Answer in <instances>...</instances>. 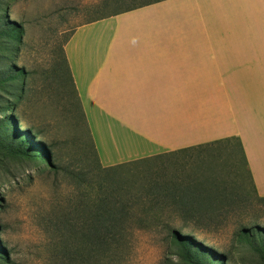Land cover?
<instances>
[{
  "label": "rangeland",
  "instance_id": "374dc122",
  "mask_svg": "<svg viewBox=\"0 0 264 264\" xmlns=\"http://www.w3.org/2000/svg\"><path fill=\"white\" fill-rule=\"evenodd\" d=\"M2 1L25 30L16 62L28 74L11 116L35 142L23 153L22 136L0 138V264H164L173 230L230 255L223 264H264L262 253L236 241L242 228L264 225V203L237 141L102 166L74 100L64 45L77 26L127 7L116 0ZM257 9L256 26L243 34L264 37V0ZM41 151L53 166L33 157ZM192 190L203 193L202 204L210 193L222 197L192 211L184 207ZM253 245L264 247V237Z\"/></svg>",
  "mask_w": 264,
  "mask_h": 264
},
{
  "label": "crops",
  "instance_id": "0c3cea01",
  "mask_svg": "<svg viewBox=\"0 0 264 264\" xmlns=\"http://www.w3.org/2000/svg\"><path fill=\"white\" fill-rule=\"evenodd\" d=\"M257 13V0H162L77 26L64 56L102 166L235 140L264 197V37L243 34ZM186 192L196 210L220 201Z\"/></svg>",
  "mask_w": 264,
  "mask_h": 264
},
{
  "label": "trees",
  "instance_id": "16d2710c",
  "mask_svg": "<svg viewBox=\"0 0 264 264\" xmlns=\"http://www.w3.org/2000/svg\"><path fill=\"white\" fill-rule=\"evenodd\" d=\"M121 5L126 6L124 10L116 13L100 16L96 19L104 18L113 14H117L126 10H131L147 4L159 2L162 0H116ZM0 4L3 1L0 0ZM8 13L3 7L0 8V138L4 139L7 136L13 140L19 139L22 136V141H19V150L25 153L28 147H23L26 143L30 144L33 135L29 134L28 128L22 130L19 128L15 117L11 116V112L15 108V100L23 93L26 85V75L28 71L24 67L17 65L16 59L21 51L24 43V25L21 22L9 19L5 14ZM93 19V20H96ZM26 131V132H25ZM21 140V139H20ZM40 147L44 143H38ZM240 147V146H239ZM26 148V149H25ZM24 151H23V150ZM243 152L242 148L240 147ZM26 150V151H25ZM39 162H46L48 166H53L52 160L42 151L40 154L33 156ZM261 204L264 203V197L257 196ZM187 205L184 204V207ZM196 205H190V210H196ZM115 223H113V228ZM111 228V227H110ZM264 237V225L257 223L251 227L241 229L240 235L236 236L238 243H248L258 252L262 253L264 258V247H255L253 244L258 237ZM171 245L166 253L164 264H223L231 262L230 255L220 252L212 247H208L202 241H198L195 237L189 234H182L178 230L172 231ZM0 251V259H3Z\"/></svg>",
  "mask_w": 264,
  "mask_h": 264
}]
</instances>
